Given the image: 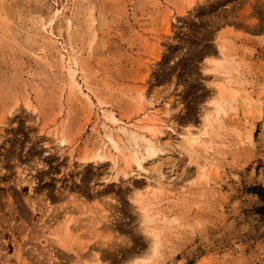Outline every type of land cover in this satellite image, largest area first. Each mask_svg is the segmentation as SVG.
<instances>
[{"label": "rangeland", "instance_id": "rangeland-1", "mask_svg": "<svg viewBox=\"0 0 264 264\" xmlns=\"http://www.w3.org/2000/svg\"><path fill=\"white\" fill-rule=\"evenodd\" d=\"M262 206L264 0H0V264H264Z\"/></svg>", "mask_w": 264, "mask_h": 264}, {"label": "bare ground", "instance_id": "bare-ground-1", "mask_svg": "<svg viewBox=\"0 0 264 264\" xmlns=\"http://www.w3.org/2000/svg\"><path fill=\"white\" fill-rule=\"evenodd\" d=\"M220 50H221V56L223 58H217V59H214V60H210L211 62V66L208 70L210 71H214V72H217V73H221L224 77V79H227L229 83H231L230 79H228V70H226L225 68V64H226V61L228 58H225V53H224V46H220ZM229 60V59H228ZM228 63V62H227ZM69 70H71V73L73 75V78L75 80V82L79 84V82L77 81V79L75 78L76 76V70L73 69L72 66H70ZM231 74V73H230ZM77 77V76H76ZM218 79H220L221 77H217ZM230 78V77H229ZM230 80V81H229ZM224 81V80H223ZM227 82V81H226ZM217 91H218V94L212 99L211 101V104H212V108L211 110H208L205 114V117H204V124L206 126V129H204L203 131V134H207V130H208V127L209 126H212L213 124V118H214V122L219 120L220 118V115L226 111V106L228 104H232L231 101H233L235 98H236V95H237V91H235L234 89H229L225 86V84H220L218 87H217ZM212 112L214 114H212ZM107 119H109L110 121H112L113 123L117 124L118 123V119H116L115 117H106ZM146 123V122H145ZM154 127V123L153 122H147L145 126H139V125H133V128L130 130L128 128H123L120 127V128H123L124 131L128 132V133H131V135L134 137V138H141L144 142L147 143V153H148V156L150 157H154V155L158 152V147L156 146V144L149 138H147L145 136V131L146 132H151L153 133V128ZM121 130V129H120ZM139 130H143L141 132H139ZM156 131V130H155ZM155 131H154V135L155 134ZM151 135V134H150ZM152 135V136H154ZM113 137H110V141L111 143H113V145L115 146V148L117 147L116 146V142L115 140L113 139ZM184 139V142L185 144L187 145H190V146H193L195 144H198L199 142V139H200V135L199 133H196V132H193V131H188L187 134L183 137ZM59 140V143L60 145H64L67 141L65 138H58ZM160 151V149H159ZM102 152L99 151L97 153L96 156H98L99 158H102L103 155L101 154ZM105 154V153H104ZM105 156V155H104ZM135 158V157H134ZM135 161V160H134ZM136 162L138 163L139 167L142 166V163H140L139 160H136ZM117 165V164H116ZM130 165V164H129ZM161 184V183H160ZM157 186V185H156ZM154 189L158 190V189H162V186H157L155 187ZM155 193V192H154ZM137 196L134 198L135 202L137 203V205L139 206L140 208V211L143 212V213H148V207L150 205L149 201L146 200L145 198V195L139 193V194H136ZM148 215H146V219H145V222L149 225V223L152 222V219L148 218L147 217ZM147 225V227H148ZM147 230V229H146ZM150 232V235L153 236V244H152V249H153V253H157L158 251V246H159V233L157 232V230L155 229H152V230H149ZM132 257V256H131ZM135 258V257H134ZM131 259V258H130ZM135 261L138 262V258H135L133 259ZM137 262H133L132 264H135Z\"/></svg>", "mask_w": 264, "mask_h": 264}, {"label": "trees", "instance_id": "trees-1", "mask_svg": "<svg viewBox=\"0 0 264 264\" xmlns=\"http://www.w3.org/2000/svg\"><path fill=\"white\" fill-rule=\"evenodd\" d=\"M259 211H260L262 214H264V206L260 207V208H259Z\"/></svg>", "mask_w": 264, "mask_h": 264}]
</instances>
